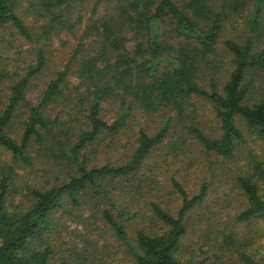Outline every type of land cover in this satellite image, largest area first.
<instances>
[{"label":"trees","instance_id":"1","mask_svg":"<svg viewBox=\"0 0 264 264\" xmlns=\"http://www.w3.org/2000/svg\"><path fill=\"white\" fill-rule=\"evenodd\" d=\"M89 4L0 0V152L11 158L0 162V264H68L56 260L52 239L58 216L75 212L84 223L100 216L125 244L132 264H208L210 256H188L183 245L192 212L208 199L209 183L191 195L173 177L177 214L162 200H147L146 213L131 205L144 202L139 199L143 184L152 188L143 169L169 138L173 151L193 140L224 158L245 143L242 126L264 140V98L252 96L255 82L264 78V0H106L104 13L102 2L88 10ZM246 11L249 30L221 46L231 18ZM64 33L75 40L65 67L33 102L28 92L47 63V48ZM15 39L35 52L26 67L16 54L8 56ZM202 102L218 121L219 138L202 127ZM111 105L117 113L113 122L105 118ZM138 111L163 117L164 126L131 135L129 120ZM20 120L22 135L14 138L11 128ZM125 139L134 142L118 144ZM102 146L106 158L94 160ZM116 146L124 153L114 159ZM42 166L45 176L19 184L21 170L41 173ZM250 166L253 172L237 178L245 199L236 223L247 228L256 220L264 223L263 165ZM121 189L130 207L118 206ZM217 236L213 256L220 264H264V257L256 262L245 244L241 251L233 248L232 234Z\"/></svg>","mask_w":264,"mask_h":264},{"label":"rangeland","instance_id":"2","mask_svg":"<svg viewBox=\"0 0 264 264\" xmlns=\"http://www.w3.org/2000/svg\"><path fill=\"white\" fill-rule=\"evenodd\" d=\"M88 2L90 3L88 10L96 2H102L100 10L102 13L106 11V0H88ZM249 8L252 9L253 6L251 5ZM88 10L85 13V18ZM247 19H249L247 11L231 18L232 21L227 25V31L224 33L221 46L227 39L240 36L249 30ZM28 23L31 26H36L34 19H30ZM37 26L36 31L40 32V27ZM260 33L262 34V45H264V21H262ZM13 42L12 52L8 54L9 57L16 54L21 67H26L29 63L35 61V52L30 53L29 44H24L20 39H15ZM73 43H75L74 38L68 33H64L57 37L52 45L47 48V63L28 92V96L33 102H39L40 95L43 94L42 92L46 89L49 81L56 72L64 69L69 58V48ZM130 47H133V43ZM71 80L73 83L76 82L74 78H71ZM252 96L253 99L264 98V78L255 82ZM114 108L115 106H108L105 113V118L111 120V122L117 118ZM134 115L129 120V124L133 128L130 132L131 135L141 128L156 132L164 126L163 121L165 120L161 116L151 117L141 111L135 112ZM198 115L201 116L203 129L210 136L219 138L221 135L219 124L214 118L210 107L203 102L200 103ZM15 123L16 125L11 128L13 137H21L23 121L20 120ZM241 129L245 137V143L241 144L235 154L229 158L208 152L200 143L193 140L182 142L178 151H173L168 144L172 141V138H169L165 142L166 146L155 152L143 169L144 176L151 179L150 185L152 188L149 189L143 184L145 194L143 196L139 195V199L144 202H134L131 205L134 211L146 213L145 203H149L147 200H162L168 211L177 214L180 201L178 200L179 197L172 195L170 186L173 177L179 180L191 195L199 194L203 184L209 183L208 199L201 208L192 212L190 216L192 229L183 245L184 249L187 248L186 253L188 256L193 254H199L202 258L210 256L212 260L208 264H220V261L213 255L216 253L215 244L219 241L217 235L221 231L233 235L232 238L235 240L233 248L241 247L239 250L241 251L245 249L244 246H247L256 262L264 257V223L256 220L248 228L244 223H236V216L244 210L245 199L238 188V176L250 171L253 172L250 165L256 168L257 164H262V170H264V140L250 133L244 126ZM132 140L125 139V142H118V144L124 145ZM165 148L169 150H165ZM116 150L117 152L111 151L114 159L123 156L124 153L121 146H116ZM121 150L122 153H120ZM105 151L104 146L100 147L93 159L103 161L106 158ZM10 159V156H7L6 153L0 152L1 163L8 164ZM44 169H46V166L40 167L41 173L37 170H21L20 174L22 176L19 184L37 182L41 179V176H45ZM55 176L51 177V181ZM261 183L264 190V177ZM119 194L122 195L117 200V204L119 207H123L127 205L123 202L129 200L127 197L123 199V196L129 195L124 193L122 189ZM127 206L130 207V205ZM80 214L75 212L74 215L58 216L60 220L57 234L52 239L53 246L57 248L56 260L65 258L68 264H132V258L128 255L129 252L125 244L120 242L112 229L104 226L100 216H98L99 219L92 217L85 220L84 223V219ZM88 215L89 213H85V216ZM134 222L142 224L140 221ZM129 226V231L132 233L133 227L132 225ZM192 231L193 233H191ZM223 264H229V262L224 261Z\"/></svg>","mask_w":264,"mask_h":264}]
</instances>
